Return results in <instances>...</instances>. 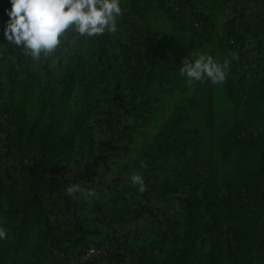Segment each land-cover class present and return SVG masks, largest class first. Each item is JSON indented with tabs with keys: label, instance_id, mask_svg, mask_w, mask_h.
<instances>
[{
	"label": "crops",
	"instance_id": "obj_1",
	"mask_svg": "<svg viewBox=\"0 0 264 264\" xmlns=\"http://www.w3.org/2000/svg\"><path fill=\"white\" fill-rule=\"evenodd\" d=\"M120 4L122 14L117 19L118 30L115 33L106 31L103 36L86 37L68 31L64 34V42L47 58L42 54L39 61H34L25 54L22 46L5 40L4 28L8 19L5 10L11 5L9 0H0V147L5 149L3 161L0 157V168L7 169L1 173L7 180L19 183V165L29 167L30 173L37 174L41 162V156L30 153L26 143L19 146L16 131L18 108H27L28 128L37 117L39 99L50 103L43 118L46 123H49L46 120L48 114L58 115L61 105L81 111L87 123V117L94 109L88 108L82 88L70 77L75 71L77 56L89 58L96 67L92 79L93 96L86 98V102H96L98 95L94 89L99 84H108L110 71L115 77L119 75L117 81L128 82L130 86L135 84L137 75L131 71L145 54L155 57V75L148 88L139 87H143L145 92L153 87H158L159 91L167 86L166 80H161L163 70L159 63L160 58L167 57V43L172 38L167 31V23L170 21L171 26L177 28L178 21L189 17L196 20L195 26L202 21L210 22L214 34L218 32V46L223 38L236 39L233 53L239 54L242 61H250L249 65L254 68L264 69V0H120ZM198 15L203 17H200L202 21L198 20ZM219 50L223 49L214 43L209 52L217 53ZM134 54L137 59L131 62ZM255 54L260 55L258 59ZM39 67L41 74L37 73ZM123 70L128 71L127 75ZM43 73L50 74V79ZM27 82H33L41 92L37 90L34 96H27L23 88ZM75 90L79 94L78 107L73 105L74 102L70 103ZM101 100L122 105L126 98L103 93ZM93 112L98 114L97 119H94L91 130H87L85 124L83 131L89 137L76 142L73 151L62 156H66L63 172L56 169L61 157L50 168L48 195L56 196L52 208L58 210L59 217L62 216L61 209L66 208L69 218L63 227L59 225L57 237L53 239L58 250L52 253L57 264H67L66 259L97 245L100 256L92 264H122L124 261L117 252L123 246L127 255L124 264H132L136 259L134 256L152 254L150 247L155 245V237L161 232L147 224V219L156 214L152 209L156 196L177 192V189H167V185L173 186L175 180L167 181V147L162 149V161L154 166L155 155L148 153V143L140 145L133 141L147 150L144 154L133 155L136 146L129 144L127 147L126 142L122 143L123 137L115 136L125 128H121V124L110 123L112 112L106 108ZM139 130L132 128L131 132ZM154 169L162 174L160 178L156 177ZM135 173L144 178L146 190L143 193L130 180ZM24 176L29 180L28 174ZM77 184L85 190L95 189L97 196L87 197L83 192L68 195L66 189ZM4 207V202H1L0 208Z\"/></svg>",
	"mask_w": 264,
	"mask_h": 264
},
{
	"label": "rangeland",
	"instance_id": "obj_2",
	"mask_svg": "<svg viewBox=\"0 0 264 264\" xmlns=\"http://www.w3.org/2000/svg\"><path fill=\"white\" fill-rule=\"evenodd\" d=\"M200 17L202 16L200 15L198 20L202 21ZM195 21L189 17L184 18L183 24H176L180 25V28L171 26L170 21L167 23V31L172 38L167 43V57H162L159 61L163 70L160 74L161 80L167 82L164 89L158 91V87H153L145 92L143 87H139L138 90L135 84L130 86L128 82L117 81L119 75L115 77L113 71H110L107 77L108 84L97 85L94 93L98 98L96 102L88 105L90 110L106 108L112 112L110 123L114 122L119 126L121 124V128H125L115 136L123 137L122 143L126 142L127 147H130L129 144L135 145L133 141L141 143L140 145L148 143V153L155 155L154 166L162 161V149L166 146L167 181L175 179L173 181L178 182V186L167 185V189H177L176 193L158 195L156 204L152 205V209L156 210L155 218H148L147 224L152 229L156 227L161 230L157 237L154 235L155 245L150 247L152 254L134 256L136 259L132 264H264V218L258 209L248 210L247 217L252 211L258 213V221L249 228L245 215L241 213L242 211L239 212L241 208L247 206L245 203L252 201L247 187L253 181L258 184L250 191L264 196V168L262 169L261 165L243 175L233 174L237 164L243 161L246 155L230 146V141L234 139L253 140L263 136L264 81L261 78L264 77V69L254 68L249 65L250 61H242L239 54L233 53L236 39L223 38L218 46V32L214 34L211 23L202 21L199 26H195ZM214 43L223 50L211 54L209 50ZM201 54L211 55L221 64L225 60L229 62L226 79L221 82H230L233 87V90L230 88L227 97L219 93L218 83H213L206 77L202 81L189 84L187 77L181 75L180 69L183 67L184 59L194 60ZM259 56L255 54L256 59ZM136 59V54L130 58L131 62ZM39 68L37 73L41 74V67ZM123 71L127 75L128 71ZM43 74L45 78L50 79V74ZM103 93L117 94L126 100L122 105L112 101L104 102L101 100ZM78 98L79 94L75 90L70 103L78 105ZM69 107L71 108V104ZM93 111L88 115L87 123L85 118L87 130H91V125L98 116ZM57 117V114H48L46 120L54 127L63 129V123L59 122ZM132 128L140 130L132 133ZM122 132L126 134L123 135ZM83 135L85 133L77 142H81L82 138L86 139L88 133L85 137ZM135 146L133 155L144 154L147 151L137 144ZM1 148L0 157L3 161L5 149ZM65 158L66 156L60 158L57 171L60 169L63 172ZM6 170L4 167L0 168V174ZM154 170L156 177L160 178L162 174H158L157 169ZM238 180L244 185H236L237 190H234V183ZM211 182L214 187L212 186L213 190L208 192V185ZM195 193L196 195L202 193L205 196L202 205L216 195L217 204L222 207H212L216 211L215 220L206 217L201 221L198 216L202 211H197L198 216L193 217L188 223L186 198L192 197ZM232 194L234 195L230 197ZM55 197L47 195L45 199L49 221L52 223L59 219L58 210L52 208L56 201ZM65 210L67 209L63 207L60 213L62 212L69 221ZM19 221V216L18 219H14V223ZM5 222L6 216L0 213V226ZM30 230L32 238L27 243L23 241L16 264H57L52 251L58 250V246L54 245L53 240H37L35 237L38 235L37 231L29 225L27 231ZM24 233L25 231L21 234L22 240ZM12 237V233H8L0 244V253L9 260L8 264H12L14 256ZM10 241L11 247L8 245ZM91 246L98 248L97 245ZM117 255H123L121 260L126 262L127 255L123 246L118 248ZM99 256L100 254L89 264ZM72 258L66 259L67 264H70Z\"/></svg>",
	"mask_w": 264,
	"mask_h": 264
},
{
	"label": "trees",
	"instance_id": "obj_3",
	"mask_svg": "<svg viewBox=\"0 0 264 264\" xmlns=\"http://www.w3.org/2000/svg\"><path fill=\"white\" fill-rule=\"evenodd\" d=\"M178 23L183 24L182 21H178ZM178 27L180 28V25ZM211 54L214 53L211 52ZM155 65L156 62L154 55L145 54L140 57L135 69L131 71L137 75L134 81L138 87V90L140 85L144 88H148L151 85L155 75ZM126 69L130 70L129 68ZM95 71V64L90 61L89 58L77 56L75 62V71H72L70 77L74 80L75 84L82 88L83 95L85 97V104L87 105L92 103L88 101L86 102V98L90 99L93 96L92 79ZM261 80L264 81V77H262ZM33 84V82H27V84L25 85L24 83L23 86L25 93L29 97L34 96L37 90L38 92H41L39 89H36ZM218 87L220 89L219 93H222V95L226 97L229 95L230 88L233 90L230 82H219ZM262 94L264 95V91ZM24 104H26V102ZM38 104L39 109L37 112V117L29 128V120L26 116L27 108H18L20 114L18 115L16 122V131L20 141L19 146L22 147L23 144L26 143L30 147V153L33 152L34 155L41 156L39 172L37 174L30 173L29 167L19 165L18 169L21 175L18 177V184L15 182V180L9 181L4 178L2 174H0V203L4 202L5 204V207L2 208L0 212L6 216V222L4 223L3 227L7 229V234L12 233L13 235L12 247H14V256L12 259V264H16V258L20 252V248L23 245V241L27 243L32 238L31 230L29 232L27 231L29 225L33 226L37 231L36 234L38 235H35L37 240L41 239L45 241H51L57 237L59 225L63 227V225L67 223V217L62 215L60 216L62 219H60L58 212V221L54 223L49 221L50 216L49 211L46 208L45 199L50 191V168L52 167L53 163L64 154H68L73 151L78 137L85 129V117L81 111L72 110L67 108L65 105H61L57 120L63 123L64 128L58 129V127H54V125L46 123L43 119L45 116L46 107L50 103L39 99ZM73 131L74 134H72ZM230 146L240 150L246 155V158L237 164L233 174L243 175L245 172H251L254 170V168L260 167L261 165H263L261 166L262 169L264 168V131L263 136L259 139H234L230 141ZM25 173L29 175V180L24 176ZM261 178L263 177L261 176ZM240 184L244 185L242 181H236L234 183V190H237L236 185ZM252 184L247 187L249 191L245 188L248 191L252 201L251 203H245L244 205L247 206L239 210V212L242 211L241 213L245 215L246 224L249 226V228L251 225H255V222L258 221V213H254V211H252L253 213L251 212L247 217L248 210L258 209L259 213L261 212L262 218H264V196L255 191H250L252 187L255 185L257 186L258 183L253 181ZM172 185L173 187L175 185L178 186V182L174 181ZM208 186V192L213 190L214 186L212 182L209 183ZM233 195L234 194H232L230 197ZM204 198L205 196L202 193H200V195H196L195 193L192 197L186 198L188 200V223L193 219V217L198 216L196 214L197 211H202V213L198 216V218L202 221V219L206 217L214 218L216 211L212 209V207H222L221 205L217 204L216 195H213L204 205H202L201 202L204 200ZM18 216L20 217V221L18 223H14V219H18ZM31 219L33 221H29ZM43 219L46 221H43ZM215 219L216 218H214V220ZM24 231V240H22L21 234ZM11 241L8 243L10 247L12 243ZM2 242L3 239L0 240V244ZM120 256L122 257L123 255ZM7 261L9 260L0 253V264H8Z\"/></svg>",
	"mask_w": 264,
	"mask_h": 264
},
{
	"label": "clouds",
	"instance_id": "obj_4",
	"mask_svg": "<svg viewBox=\"0 0 264 264\" xmlns=\"http://www.w3.org/2000/svg\"><path fill=\"white\" fill-rule=\"evenodd\" d=\"M6 9L4 38L9 43L22 46L25 54L34 61L48 57L64 41L68 31L86 37L103 36L105 32L118 30L117 19L122 14L120 0H9ZM229 62L218 63L211 55H199L194 60L184 59L180 69L188 83L208 78L213 83L226 79ZM146 166V165H142ZM130 180L138 190H146L141 174H132ZM68 195L83 192L87 197H96L95 189H83L71 185ZM7 237V229L0 226V240Z\"/></svg>",
	"mask_w": 264,
	"mask_h": 264
},
{
	"label": "built area",
	"instance_id": "obj_5",
	"mask_svg": "<svg viewBox=\"0 0 264 264\" xmlns=\"http://www.w3.org/2000/svg\"><path fill=\"white\" fill-rule=\"evenodd\" d=\"M100 254L96 246H90L85 251L70 260V264H89Z\"/></svg>",
	"mask_w": 264,
	"mask_h": 264
}]
</instances>
